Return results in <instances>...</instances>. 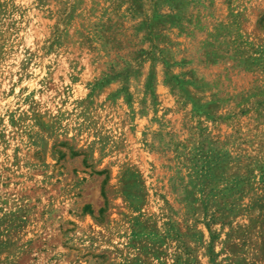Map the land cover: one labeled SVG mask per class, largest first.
I'll return each instance as SVG.
<instances>
[{"label":"rangeland","instance_id":"rangeland-1","mask_svg":"<svg viewBox=\"0 0 264 264\" xmlns=\"http://www.w3.org/2000/svg\"><path fill=\"white\" fill-rule=\"evenodd\" d=\"M0 264H264V0H0Z\"/></svg>","mask_w":264,"mask_h":264}]
</instances>
